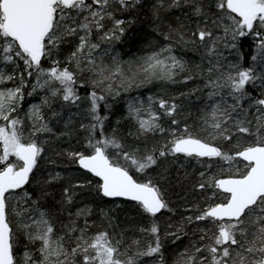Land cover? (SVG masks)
Instances as JSON below:
<instances>
[{
    "label": "snow or ice",
    "instance_id": "snow-or-ice-1",
    "mask_svg": "<svg viewBox=\"0 0 264 264\" xmlns=\"http://www.w3.org/2000/svg\"><path fill=\"white\" fill-rule=\"evenodd\" d=\"M144 7L142 0H0V264H143L141 258L153 264H264V0H154L152 31L166 43L122 60L116 45ZM172 10L180 13L175 24ZM189 52L198 63L183 58ZM194 79L201 83L180 93L203 94L192 124L190 113L178 118L182 105L176 97L170 102L149 96L128 103L126 118L135 131L120 134L117 121L105 132L108 117L100 115V107L111 108L109 97L154 81ZM29 85L28 96L43 95L24 111ZM81 87L90 91L82 96ZM73 107L77 112L64 120L63 111ZM80 115L77 130L74 117ZM53 120H64L58 134ZM79 132L84 135L77 139ZM157 134L162 142L149 146L150 135ZM42 136L52 137L55 147ZM65 137L76 139L77 146L61 148ZM45 145L98 178L95 184L69 183L56 201L49 189L65 178L59 172L44 175L40 161L56 163L44 155ZM180 161L181 179L192 181L191 190H212L213 196L202 198L203 207L197 202L186 209L194 215L168 224L175 229L165 230L174 246L169 258L155 218L162 210L174 212L160 182L168 181ZM190 161L204 170L188 172ZM154 169L155 176L148 175ZM86 187L101 202L113 201V208L121 207L115 203L119 198L134 201L152 219L150 228L139 231L154 242L126 243L124 230L117 238L109 231L113 209L101 208L103 227L89 222L90 205L73 213L75 190ZM65 212L67 223L60 221ZM194 222L210 227H195L189 236L186 229ZM182 236L187 244L176 243Z\"/></svg>",
    "mask_w": 264,
    "mask_h": 264
},
{
    "label": "trees",
    "instance_id": "trees-1",
    "mask_svg": "<svg viewBox=\"0 0 264 264\" xmlns=\"http://www.w3.org/2000/svg\"><path fill=\"white\" fill-rule=\"evenodd\" d=\"M154 2V0H142V3L145 4V7L139 12V21L133 24L127 34L122 38V42L116 45V51L121 54L122 60H128L133 55L140 56L143 55L147 51H155L158 50L160 47H163L166 43L163 40V37L158 35L157 33L152 31V23L150 22V13L149 7L150 4ZM132 15H136L133 13ZM180 15L178 10H172L170 14V19L175 24L176 16ZM118 17L121 19H130L131 15L129 14H118ZM166 31V29H165ZM150 42H153L154 46L149 48L148 45ZM247 46V45H245ZM71 45L63 48L61 50L59 59L63 60L66 54L68 53ZM179 55L180 53L177 52ZM185 60L190 62L195 61L199 62V58L192 54L191 52L187 53L183 56ZM49 61L45 60L44 67H48ZM2 66V63H0ZM22 67V62H21ZM7 71H11V68H8ZM34 80V77L32 78ZM179 80H183V76L181 75ZM201 82L199 79H194L193 81H189L187 84L183 83H171V82H164V81H154L151 84H146L140 88H133L129 92L121 91L120 96L116 97L113 100L111 97L108 98V103L111 105V108L105 110L103 107V103L100 107V115L104 116L107 115L108 119L105 123V132L111 133L112 129L117 126V121H119V132L120 134L127 136V133L131 131H135L134 123L127 119V106L129 102H137L139 100L147 101L149 96L164 98L171 102L172 97H176V103L182 105L180 108L181 115L178 117L183 119L184 116H188L190 113L191 115L187 119L188 124H192L196 120V116L198 114V110L203 107L204 100L201 98L203 96L202 93H195L194 95L188 97H181L180 93L187 92L192 88H195ZM11 87V84L7 85ZM29 88L25 89V100L23 102V109L27 111L28 106L31 104H39L40 103V96L43 93L39 91L34 94L33 96H28L27 92L30 91ZM80 95H86L87 91L90 89L85 88H78ZM158 107V105H157ZM54 108L60 111V102L54 104ZM77 109L75 107L71 108L70 110H64L63 116L64 120H66L69 115L76 113ZM82 115L75 116V127L79 129V121L82 119ZM123 118V119H122ZM64 120L59 121L57 123L55 120L51 122L54 131L58 134L64 127ZM87 123V120L84 121ZM27 132V128L25 129ZM84 135L83 132H79L77 139L82 138ZM41 139H53L50 136H42ZM163 137L157 134L154 138L151 137L149 139V146H151L154 142H162ZM128 143H135L132 137L127 138ZM56 141L53 139L54 148L56 145ZM60 147L63 149H67L70 147L77 146L76 139H72L70 142L67 137L63 138L62 141L59 142ZM45 156H52L55 159L56 163L52 164L50 162L46 163L44 160L40 161L41 168L45 169L44 175L47 176L48 172L56 173L59 172L62 177L65 179L62 182H57L53 184L52 188L49 189L55 196V200L59 201L61 199V191L63 187L67 186L69 183L77 184V183H85L87 179L93 180V185L97 178H92L90 173H86V171L80 169L77 164H71L66 159L61 157H57L54 153L49 150L48 145H45ZM180 161L177 165L173 166L170 169V175L167 182L161 181L160 186L163 190V194L165 199L169 202V206L174 209V212H168L167 210H162L161 213H158L155 222L157 223L160 236L163 241L164 245V253L166 256L171 258L173 253V244L171 240H167L164 238L165 230L169 223H176L177 221L181 220L182 216L194 215L192 211H187L186 209H190L193 205L197 202L200 203L201 207L204 206L203 204V197L213 196L212 190L207 192H200L199 190L193 192L191 190L192 181L191 180H182L181 178L184 175L185 168L180 167ZM188 172H199L203 171L200 165L196 164L195 161H190L185 165ZM157 170H152L148 173L150 176H155ZM215 171V169H213ZM69 177L71 178L69 180ZM78 195L75 198V203L71 207V211L74 213L77 208H82L86 204L90 205L93 208V215L90 218V223L93 221L97 225V227H103L106 222L102 223V217L100 215V210L103 208L105 211L109 209H113L110 215L114 218L113 224L114 227L109 229V231L115 232L117 234V238H119V233L121 230H124V236L126 243H130L131 240L140 239L142 244H146L149 241H153L155 237L151 236L150 234H143L139 231L141 228H150L152 219L140 212V210L135 206V202H130L127 200L117 199L115 203L120 204V208H113V201L105 198L103 202L96 197V194L92 192L91 188H84L75 190ZM51 202V201H50ZM60 221L67 223V212L60 217ZM79 223L83 224V218L80 219ZM210 224L206 225L205 222H194L192 225H189L186 231H188L189 236L191 235L192 229L195 227H206ZM57 229L60 227V222L56 224ZM97 229H93L96 231ZM169 231H174L175 229H167ZM23 239L21 238V248L20 252L23 251ZM177 244H187L188 238L181 237L180 241L176 242ZM179 250V249H177ZM19 255V253H18ZM143 264H153V261L149 258H141Z\"/></svg>",
    "mask_w": 264,
    "mask_h": 264
},
{
    "label": "water",
    "instance_id": "water-1",
    "mask_svg": "<svg viewBox=\"0 0 264 264\" xmlns=\"http://www.w3.org/2000/svg\"><path fill=\"white\" fill-rule=\"evenodd\" d=\"M79 167V166H78ZM83 170V169H82ZM85 171V170H84ZM98 179V178H97ZM119 199H122V200H125L124 198H119ZM128 201V200H127ZM130 202H134V201H130Z\"/></svg>",
    "mask_w": 264,
    "mask_h": 264
}]
</instances>
